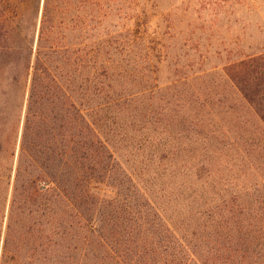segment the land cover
I'll return each instance as SVG.
<instances>
[{"label":"trees","instance_id":"trees-1","mask_svg":"<svg viewBox=\"0 0 264 264\" xmlns=\"http://www.w3.org/2000/svg\"><path fill=\"white\" fill-rule=\"evenodd\" d=\"M62 1L44 0L35 48L0 26L24 105L0 136V264H264V49L180 64L121 0ZM102 113L126 128L120 142L158 140L151 178L118 158ZM164 160L190 173L175 170L158 203Z\"/></svg>","mask_w":264,"mask_h":264},{"label":"rangeland","instance_id":"rangeland-1","mask_svg":"<svg viewBox=\"0 0 264 264\" xmlns=\"http://www.w3.org/2000/svg\"><path fill=\"white\" fill-rule=\"evenodd\" d=\"M64 1H62V7L58 6V10L62 12L61 8L69 5L73 7L72 11H74L72 0ZM121 2L123 3L124 16H137L144 18L142 20H146L148 24L149 22L155 23V35L170 51L179 53L180 64L183 62L191 65L195 62V66L200 64L207 68L217 63L226 62L239 52L264 49V0H121ZM43 4L44 0H0V26L11 29L18 24L20 27L17 29L22 31L20 34H25L29 39L34 38L32 46L35 48L43 16ZM51 13L54 15V19L61 15V13L55 15V11H51ZM58 20L60 21V19ZM58 20L56 22L57 29L61 31ZM67 31L72 33L75 32V29L69 28ZM173 59L174 64L176 61L175 58ZM219 73V70L212 69L204 73V76L206 80H220ZM14 80L9 58L0 57V136L3 131L7 133L18 115H20V121L24 115V105L20 106V86H16ZM165 81L161 80V82ZM229 93L231 95V91ZM102 116L110 119V124L109 129L102 126L101 134L114 147V151L117 150L116 155L125 167L128 166L134 170L136 178L142 182L145 181V178H151L152 174L154 175V169L150 174L147 164L152 149L160 146L158 140L147 142V146H144L140 140H136L137 138L129 137L120 142V133L127 132L124 131L126 128H121L115 116L106 113H102ZM112 121H116V123L112 124ZM173 148L175 147H171L170 150ZM124 150H127V154L123 156L121 153ZM208 158L207 154L202 156V162H206L207 167L211 164L207 162ZM162 163L167 166H163L161 169L164 172V177L160 176L154 186L156 198L170 192L168 183L176 170L167 163V160ZM179 163L180 169L176 170L178 179L184 177L186 172L190 173L188 167ZM214 163L220 167L225 165L222 157ZM175 164L174 162V167ZM142 167H145L146 173ZM220 167H218L219 170L222 169ZM146 174H149V177ZM205 174L212 178L209 167ZM98 188L103 191V186L99 185ZM158 203H161V198L158 199ZM204 204L205 199L197 198L188 207L193 209L204 206ZM164 206L162 205V208L165 209ZM181 213L183 212L178 214ZM196 223L195 219L192 220V224ZM6 264L25 263L17 260Z\"/></svg>","mask_w":264,"mask_h":264}]
</instances>
